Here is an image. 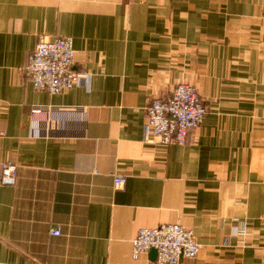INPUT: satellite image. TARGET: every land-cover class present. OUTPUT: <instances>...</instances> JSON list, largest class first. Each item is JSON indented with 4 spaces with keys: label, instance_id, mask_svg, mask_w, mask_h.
I'll return each mask as SVG.
<instances>
[{
    "label": "crops",
    "instance_id": "crops-1",
    "mask_svg": "<svg viewBox=\"0 0 264 264\" xmlns=\"http://www.w3.org/2000/svg\"><path fill=\"white\" fill-rule=\"evenodd\" d=\"M57 35L84 78L51 93L27 64ZM177 82L201 123L185 144L145 141L146 105ZM53 106L83 107L85 127L67 112L49 133ZM0 128L19 166L0 176V264H152L131 240L161 222L200 244L179 264H264V0H0Z\"/></svg>",
    "mask_w": 264,
    "mask_h": 264
},
{
    "label": "built area",
    "instance_id": "built-area-1",
    "mask_svg": "<svg viewBox=\"0 0 264 264\" xmlns=\"http://www.w3.org/2000/svg\"><path fill=\"white\" fill-rule=\"evenodd\" d=\"M73 38L57 35L47 39L41 37L29 55L27 68L35 88L51 93H60L82 82L84 74L73 68ZM146 120L143 128L144 140L156 138L162 144H185L188 132L199 126L206 112L202 98L194 84L177 82L169 96H153L146 105ZM67 112L76 114L85 127L86 114L79 106H53L38 113L46 122L48 131L57 134L65 127ZM66 121V120H65ZM0 128V136L3 135ZM1 181L14 184L19 174V166L12 160L0 161ZM125 176L114 174V186L120 187ZM51 233L60 234L61 227L54 226ZM238 234H245V228H238ZM131 256L137 257L150 248L156 249L152 264H179L184 257L194 258L200 249L191 228L179 222H161L155 226L140 227L131 240Z\"/></svg>",
    "mask_w": 264,
    "mask_h": 264
},
{
    "label": "water",
    "instance_id": "water-1",
    "mask_svg": "<svg viewBox=\"0 0 264 264\" xmlns=\"http://www.w3.org/2000/svg\"><path fill=\"white\" fill-rule=\"evenodd\" d=\"M149 252H150V254H151L152 257H155L156 256V249L155 248L149 249Z\"/></svg>",
    "mask_w": 264,
    "mask_h": 264
},
{
    "label": "bare ground",
    "instance_id": "bare-ground-1",
    "mask_svg": "<svg viewBox=\"0 0 264 264\" xmlns=\"http://www.w3.org/2000/svg\"><path fill=\"white\" fill-rule=\"evenodd\" d=\"M151 249V248H150Z\"/></svg>",
    "mask_w": 264,
    "mask_h": 264
}]
</instances>
